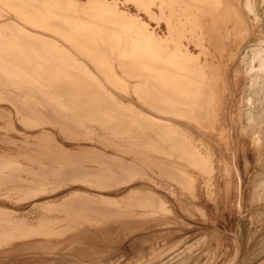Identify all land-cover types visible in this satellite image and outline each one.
<instances>
[{"label": "bare ground", "instance_id": "bare-ground-1", "mask_svg": "<svg viewBox=\"0 0 264 264\" xmlns=\"http://www.w3.org/2000/svg\"><path fill=\"white\" fill-rule=\"evenodd\" d=\"M258 219L264 0H0V264H238Z\"/></svg>", "mask_w": 264, "mask_h": 264}, {"label": "rangeland", "instance_id": "rangeland-1", "mask_svg": "<svg viewBox=\"0 0 264 264\" xmlns=\"http://www.w3.org/2000/svg\"><path fill=\"white\" fill-rule=\"evenodd\" d=\"M215 186H218V183H215ZM215 189H218V187H214ZM222 201V200H221ZM182 203H183V206H185L184 207V209H186V210H184V209H182L183 211L182 212H184V213H182L184 216H188V215H190V216H188L189 218L191 217V218H193V219H191V222L192 223H197V221H199L200 222V220L202 219V218H204V221H205V226H206V228H208V229H210L211 231H213V232H215L216 234H218L217 232H219V234H218V236L220 237L221 236V238H223V240H225V242L223 243V247L221 246V247H219L222 243H220L219 241L217 242V239H214V240H212V241H214V242H210V237L209 236H207L206 238L209 240H207V241H204V240H200V242H198L196 245H195V247H194V254H196V253H199V254H202L203 256H202V260H205L207 257H205V254H204V252H206V251H208L209 249H210V247H213V248H216V249H218V250H216L215 249V252L218 254V253H220L221 254V258L222 259H226L227 258V255L229 254V251H230V249L231 248H228L227 249V246L229 245V246H231L232 245V243H231V240H232V234H231V231H232V228H231V224L227 221L228 219H227V217H226V215H223V213H218L217 211V213L215 214V216H214V219L213 218H210V219H208L209 217H206L207 219L205 220V216H202V217H200L199 215H197V211L196 212H193L194 210L192 209V206H191V209L189 208L190 207V203H185L184 201H182ZM186 204V205H185ZM189 204V205H188ZM187 205H188V207H187ZM189 210H188V209ZM191 210V211H190ZM188 211V212H187ZM189 213V214H187V213ZM192 212V213H191ZM185 213H186V215H185ZM193 214V215H192ZM217 216V217H216ZM224 216V217H223ZM199 217V218H198ZM188 218V219H189ZM198 218V219H197ZM217 219V220H216ZM193 220V221H192ZM196 220V221H195ZM208 220V222H210V220H212L213 222H211V223H208V222H206ZM224 220V221H223ZM203 220L201 221V222H204ZM217 221V222H216ZM198 222V223H199ZM258 222V223H257ZM260 222V223H259ZM218 223V224H217ZM211 224V225H210ZM215 224H216V226H215ZM220 224V225H219ZM218 225V226H217ZM223 225V226H222ZM259 225V226H258ZM262 225V226H261ZM247 226V227H246ZM256 228H255V227ZM214 227V228H213ZM222 227V228H221ZM224 227H225V229H226V231H225V229H224ZM249 227V225H245V228H246V230L248 229V231L246 232L245 230H244V243H243V249H242V252L244 253V255H243V253L241 252V255H240V259H239V261H238V264H264V224H263V222H262V220L260 219H258V220H256V222H253V224H252V226H251V228L249 229L248 228ZM254 228V229H253ZM216 229V230H215ZM252 229V230H251ZM203 231L204 232H206L207 231V229H206V231L203 229ZM230 231V232H229ZM258 233H257V232ZM201 232H202V230H201ZM249 232L251 233V234H249ZM226 233H228V234H226ZM248 233V234H247ZM207 234H209L208 233V231H207ZM247 234V235H246ZM260 234H261V236H260ZM249 235V236H248ZM254 235V236H253ZM258 235V236H257ZM218 237V238H219ZM210 238V239H209ZM229 239V241H228V239ZM249 238H251L250 240H249ZM205 239V238H204ZM261 239V240H260ZM260 240V241H259ZM263 240V241H262ZM227 241V242H226ZM254 241V242H253ZM258 243H257V242ZM206 242H209L208 244L206 243ZM250 242V243H249ZM201 243V244H200ZM211 243V244H210ZM215 244V245H214ZM218 244H220V245H217ZM244 244H245V247H244ZM255 244V245H254ZM199 245V246H198ZM202 245H203V247H202ZM207 245V246H206ZM255 246H257V247H255ZM197 247H200V248H202V249H204L203 250V253H202V249H200V248H197ZM221 250H220V249ZM224 248V249H223ZM252 248V249H251ZM249 249V250H248ZM260 249V250H259ZM251 251V252H250ZM255 251V252H254ZM226 253V254H225ZM254 253V254H253ZM259 255V256H258ZM262 256V257H261ZM244 257V258H243ZM247 258V259H246ZM242 259V260H241ZM258 259V260H257ZM254 260V261H253ZM251 261V262H250ZM246 262H248V263H246ZM192 264H194V263H192Z\"/></svg>", "mask_w": 264, "mask_h": 264}]
</instances>
